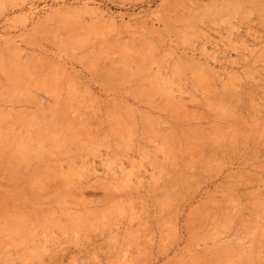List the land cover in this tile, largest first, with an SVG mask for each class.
<instances>
[{"label":"rangeland","instance_id":"obj_1","mask_svg":"<svg viewBox=\"0 0 264 264\" xmlns=\"http://www.w3.org/2000/svg\"><path fill=\"white\" fill-rule=\"evenodd\" d=\"M0 264H264V0H0Z\"/></svg>","mask_w":264,"mask_h":264}]
</instances>
